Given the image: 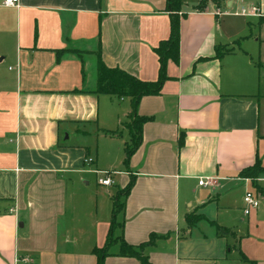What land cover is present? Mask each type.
<instances>
[{"label": "crops", "instance_id": "crops-1", "mask_svg": "<svg viewBox=\"0 0 264 264\" xmlns=\"http://www.w3.org/2000/svg\"><path fill=\"white\" fill-rule=\"evenodd\" d=\"M2 2L0 264H97L130 175L103 264H142L120 256L119 239L137 247L151 235L149 264H264V173L239 175L256 159L264 168V58L261 38L235 44L264 19V0L242 7L256 8L253 24L220 11L233 0L202 12L183 3L178 61L168 60L160 94L139 102L150 120L128 170L130 99L96 93L97 67L155 82V49L170 34L165 0ZM217 48L231 52L216 59ZM102 172L111 186L99 185ZM246 192L259 196L248 216Z\"/></svg>", "mask_w": 264, "mask_h": 264}, {"label": "trees", "instance_id": "trees-1", "mask_svg": "<svg viewBox=\"0 0 264 264\" xmlns=\"http://www.w3.org/2000/svg\"><path fill=\"white\" fill-rule=\"evenodd\" d=\"M212 0H202L199 4L193 8L197 12L204 11L208 2ZM214 1V0H213ZM183 3L181 0H165V12L170 16V34L166 41H162L158 48L155 49V53L158 56L159 71L158 79L155 82H142L133 76L128 75L118 69H108L98 64L97 67V80H96V93L105 95H115L118 98H129L131 103V114L129 117V123L126 128L129 132L130 141L124 148V168L128 170L129 161L133 154L139 148L142 142V130L145 123L150 119L142 117L137 114V108L142 98L147 96H157L160 94L161 88L164 82L167 80L165 70L168 60L175 59L178 61L179 55V41H180V20L185 18L186 15L181 13ZM217 6V5H216ZM216 20L218 18L216 17ZM262 20H260V24ZM237 45L238 42L236 41ZM230 50L226 48H217L215 50V58L220 59L223 55L230 53ZM183 135L179 138V148L183 145ZM264 173V168L261 167L260 161L255 160V163L246 169H244L239 175L242 178H247L252 182L258 178L259 175ZM135 178L130 175L128 184L117 192L112 201V215L110 228L108 230L106 244L101 249H94L93 254L97 258V264H103L104 258L108 256V249L115 244L116 240L113 239V231L116 226V216L122 211L123 203L122 199L126 198L132 187L134 186ZM255 189L257 186L253 183ZM188 217L189 226L192 227L195 222H191ZM197 218L195 221H197ZM216 232L219 236L234 235L230 230L222 227H216ZM158 239L155 235L149 237L148 242L143 243L137 247L127 245L122 239L120 241V256L130 257L138 259L142 264H149L146 258L141 256V251L148 246L154 244L155 240Z\"/></svg>", "mask_w": 264, "mask_h": 264}, {"label": "rangeland", "instance_id": "rangeland-1", "mask_svg": "<svg viewBox=\"0 0 264 264\" xmlns=\"http://www.w3.org/2000/svg\"><path fill=\"white\" fill-rule=\"evenodd\" d=\"M182 1V3H184L187 7H191L192 5H194V4H198V2L200 1V0H181ZM219 1L220 0H212L211 2H212V4H214L215 6L217 5H219ZM234 1V5L230 8V9H228V8H225L224 7V5H222L221 7H219V8H221L220 9V11L221 12H223V11H226V12H229V13H231L232 15H237V16H239V14L241 13V10H242V7H249V5H251V3H252V1L253 0H242V2H243V4H241V5H238V3H237V0H233ZM183 4V5H184ZM208 4V3H207ZM207 6V5H206ZM206 8V7H205ZM205 10V9H204ZM252 16H256V15H248L247 17H245V19H247V20H250V21H252L251 23L253 24V20H252ZM219 19V18H218ZM260 20H262V23L260 24V22L259 23H256V21H254V25L256 26V28H250L251 29V31H249V30H247V32H246V35H244V36H241V38H239L238 40H236L238 43H240V42H242V41H244V40H246V39H249L250 38V40H254L255 38H261L260 40L261 41H259V42H257V43H255V47L257 48V51L259 52V54H261V57L262 58H264V41H262V40H264V19H260ZM230 21H232V20H230ZM234 24H235V22H234ZM240 24H242V22H241V20H240ZM236 25V24H235ZM249 27L250 26H247V29H249ZM259 27V28H258ZM258 29H260L261 30V33L259 34V32H258ZM236 46V45H235ZM261 47V51H260V48ZM256 57H257V55H255ZM93 79V75L91 74V80ZM97 80V79H96ZM93 89L96 91V84H95V86L93 87ZM97 177H103L102 175H99V176H97ZM94 180V179H93ZM115 188V187H114Z\"/></svg>", "mask_w": 264, "mask_h": 264}, {"label": "built area", "instance_id": "built-area-1", "mask_svg": "<svg viewBox=\"0 0 264 264\" xmlns=\"http://www.w3.org/2000/svg\"><path fill=\"white\" fill-rule=\"evenodd\" d=\"M19 0H3L2 6L3 7H15L18 4ZM242 15H257V10L255 7L250 8L248 11L242 9L241 10ZM85 165H91L92 161L90 159L84 160ZM103 177L99 179L98 183L100 186H111L113 184L112 176L113 173L109 172H102L99 173ZM204 183L203 180H200L198 185L202 186ZM259 206V196L253 192H246L243 197V213L245 216H248L252 212L256 211ZM26 263L30 262V260H25Z\"/></svg>", "mask_w": 264, "mask_h": 264}, {"label": "water", "instance_id": "water-1", "mask_svg": "<svg viewBox=\"0 0 264 264\" xmlns=\"http://www.w3.org/2000/svg\"><path fill=\"white\" fill-rule=\"evenodd\" d=\"M230 6V5H229Z\"/></svg>", "mask_w": 264, "mask_h": 264}]
</instances>
